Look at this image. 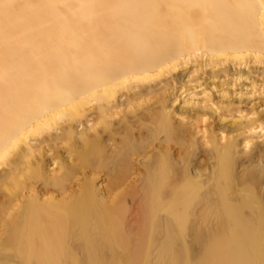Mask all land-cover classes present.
<instances>
[{
	"label": "bare ground",
	"instance_id": "obj_1",
	"mask_svg": "<svg viewBox=\"0 0 264 264\" xmlns=\"http://www.w3.org/2000/svg\"><path fill=\"white\" fill-rule=\"evenodd\" d=\"M0 264H264V0H0Z\"/></svg>",
	"mask_w": 264,
	"mask_h": 264
}]
</instances>
